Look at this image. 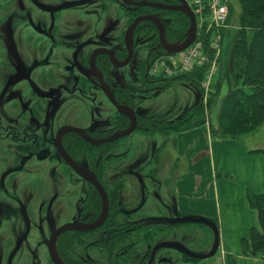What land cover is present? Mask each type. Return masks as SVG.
Instances as JSON below:
<instances>
[{
  "label": "flooded vegetation",
  "instance_id": "af4514ba",
  "mask_svg": "<svg viewBox=\"0 0 264 264\" xmlns=\"http://www.w3.org/2000/svg\"><path fill=\"white\" fill-rule=\"evenodd\" d=\"M184 4L191 9L188 0H0V152L10 157L0 188L13 177L24 185L0 210L18 233L0 264L17 254L29 259L19 264L200 258L188 254L205 250L201 228L192 233L200 252L183 250L177 237L190 222L160 198L167 181L146 171L201 99L188 72L165 69L164 45L189 28ZM42 168L49 189L31 180L30 192L26 179Z\"/></svg>",
  "mask_w": 264,
  "mask_h": 264
},
{
  "label": "crops",
  "instance_id": "0c3cea01",
  "mask_svg": "<svg viewBox=\"0 0 264 264\" xmlns=\"http://www.w3.org/2000/svg\"><path fill=\"white\" fill-rule=\"evenodd\" d=\"M212 125L206 119L174 133L171 162L177 172L161 191L162 201L205 236L202 255H209L184 264H264V254H244L241 247L252 227L261 230L248 195L264 193V137L254 141L264 136V124L239 139L212 136Z\"/></svg>",
  "mask_w": 264,
  "mask_h": 264
},
{
  "label": "trees",
  "instance_id": "16d2710c",
  "mask_svg": "<svg viewBox=\"0 0 264 264\" xmlns=\"http://www.w3.org/2000/svg\"><path fill=\"white\" fill-rule=\"evenodd\" d=\"M237 1L240 5L239 25L233 41H229L227 52L230 55L225 58V62L224 37L221 45L219 71L222 75L219 79L225 80L226 93L220 97L219 85L221 87L222 82L216 85L214 92H208L210 100L204 104L203 99H200L193 110L194 115H199L198 119L191 124L187 122L177 131L206 122L205 116L210 113L215 103H217L216 124L210 128L214 137L239 139L255 132L264 124V0ZM232 7L230 0L229 15ZM229 19L228 17V22ZM205 43L207 45V39ZM205 69L204 66L188 72L189 79L200 84ZM210 120L211 114L208 117V121ZM248 200L258 211L261 230L256 227L250 229L249 238L241 240L242 252L264 254V193L249 194Z\"/></svg>",
  "mask_w": 264,
  "mask_h": 264
},
{
  "label": "rangeland",
  "instance_id": "374dc122",
  "mask_svg": "<svg viewBox=\"0 0 264 264\" xmlns=\"http://www.w3.org/2000/svg\"><path fill=\"white\" fill-rule=\"evenodd\" d=\"M232 11H231V14L229 15V22H228V25L225 26V27H222L221 28V35L223 38V44H224V54H223V59H224V62H225V58L228 57V54L229 52H227L228 50V46H229V41H233L235 35H236V30L238 29V19H239V14H240V5L238 3L237 0H232ZM224 35V36H223ZM230 55V54H229ZM223 62V61H222ZM219 63V62H218ZM224 64V63H222ZM221 71L218 70V74L216 76H214L212 79H211V86L209 87V89L207 90L208 92H214L215 91V86L221 84V87L219 85V95L220 97H222L225 93H226V82L225 80L222 79V81H220L219 79V76H221ZM201 83V82H200ZM176 87V86H175ZM174 87V88H175ZM201 88V86H200ZM207 92V93H208ZM217 94V96H218ZM201 97H203V94L201 92ZM208 100H210V95L209 93L206 95V98H205V101L207 102ZM218 100H219V97H218ZM217 100V102H218ZM211 114V123L212 124H216V114H217V103H215L213 105V107L211 108L210 110V113ZM209 114H207V117L206 119H208L209 117ZM199 115H193L188 123L191 124L193 123L194 121H196L198 119ZM210 119V118H209ZM264 130V127L261 128ZM262 132V131H260ZM264 136H262V133L260 134V136H255V140L254 141H262V138ZM171 138V135L169 136L168 133L166 135V137L164 136V139H166V145H165V148L167 150V152H165L163 154L164 151H162V149L158 152V155H157V159L156 162H152L149 164V166L146 168V171L152 169V175L154 176V178H156L157 180L161 181V180H164L165 182L167 181L168 185H166V187L170 186L173 179L175 178L176 176V168H173L172 169V166H173V163L171 162L172 161V158H173V155L171 152L172 151V147L169 146L168 144V141L170 140ZM162 151V153H161ZM169 152V153H168ZM9 153L7 152H0V172L2 170L5 169V166H7L8 164V160H9V156H8ZM167 156V157H166ZM167 168H171L169 169L170 171V175H167L166 174V171H167ZM49 168H42L43 171L40 172V174H37V175H32L29 176V178L26 179V181H30L31 182V188H30V192L32 190V187H33V182L31 180H34V184L35 186H37L39 183H45V187L48 188V182H49V179L47 178L46 174H44L43 172H46ZM19 172L21 171V168H18ZM176 170V171H175ZM15 181V177H13L12 179H9L7 185H6V188L5 189H1L0 188V210L1 208H4L5 211H6V202H9L11 203L12 200L15 196H22L21 192L23 191V188L24 185H20V184H15L14 183ZM67 185V184H66ZM69 187H71L70 185H68ZM49 189V188H48ZM64 193H61L60 196H63ZM12 219V218H11ZM9 220L7 221L8 222V226L6 227L5 226V219L3 221H0V254H3V255H8L10 254V247L13 243V240H15L17 237H18V233L16 231V227L15 229L12 227V225H10V222H12L13 220ZM197 225H193L192 227H190V229L188 231H186V233H181V234H178V237H177V242L180 243L179 246L183 249V250H186L188 252H192V251H197V252H200L199 249L195 248L197 247V244L193 241L192 239V233H194L196 236L198 234H200V230H198V226L196 227ZM197 228V230H195ZM208 230V229H207ZM193 231V232H192ZM208 234H209V231H207ZM201 236V235H200ZM211 239V236L209 235V237L207 238V241L209 240L210 241ZM192 250V251H191ZM204 252V251H203ZM195 254V252H192ZM202 252L200 253H196V254H201ZM190 256H192L193 254H188ZM26 256V253H24V257ZM27 262H29V259L27 257L24 258ZM24 259L22 260V258L19 256V254H17V256L15 257V259L13 260L14 264H19L18 262H24Z\"/></svg>",
  "mask_w": 264,
  "mask_h": 264
},
{
  "label": "built area",
  "instance_id": "2783aa9c",
  "mask_svg": "<svg viewBox=\"0 0 264 264\" xmlns=\"http://www.w3.org/2000/svg\"><path fill=\"white\" fill-rule=\"evenodd\" d=\"M197 21L194 42L179 53L167 56L166 72H190L205 66L200 86L205 103L211 79L217 75L221 54V28L228 25L230 0H188ZM207 39V45L205 40ZM163 63H159L161 67Z\"/></svg>",
  "mask_w": 264,
  "mask_h": 264
},
{
  "label": "water",
  "instance_id": "95a60500",
  "mask_svg": "<svg viewBox=\"0 0 264 264\" xmlns=\"http://www.w3.org/2000/svg\"><path fill=\"white\" fill-rule=\"evenodd\" d=\"M180 9L182 11H184L189 16V19H190L189 28H188V31L186 33V38L183 41L176 42V44H174L172 46H165L164 45V48H165L167 53H179V52L183 51L188 46H190L196 38L197 24H196L195 15L193 14L192 10L188 7L187 4H184V7L182 6ZM141 18H143V17L138 18V20ZM207 255H209V254H204L201 256L193 254L192 256L198 258V257L207 256Z\"/></svg>",
  "mask_w": 264,
  "mask_h": 264
}]
</instances>
